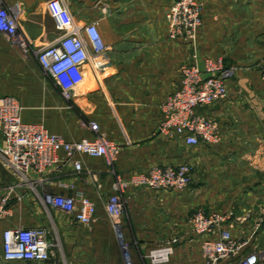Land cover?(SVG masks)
<instances>
[{"label": "crops", "instance_id": "obj_1", "mask_svg": "<svg viewBox=\"0 0 264 264\" xmlns=\"http://www.w3.org/2000/svg\"><path fill=\"white\" fill-rule=\"evenodd\" d=\"M173 1L61 0L76 26L95 23L105 45L98 66L83 65L84 79L71 102L42 75L31 53L24 54L0 32V95L19 101L24 122L68 141L91 137L89 123L94 122L118 146L113 173L104 157L79 154L80 170L70 164L43 174L41 192L84 194L98 206L116 176L125 183L126 213L119 231L105 211L87 228L50 206L71 264H154L146 253L173 238L169 261L158 264H204L200 237L188 220L200 206L229 214L225 227L232 237L248 239V249L260 255L257 264H264V80L257 69L264 58V0H195L203 6L202 27L192 43L168 35L165 12ZM47 2L0 0V7H16L18 30L34 48L62 35ZM194 56L200 67L209 56H222L234 67L226 98L198 110L215 124L219 140L213 145L190 146L157 132L161 103ZM182 163L192 167L186 188L157 192L135 182L153 166ZM14 184L12 174L0 167V197L11 196V214L0 223V256L4 229L48 226L50 218L32 191L12 190Z\"/></svg>", "mask_w": 264, "mask_h": 264}, {"label": "built area", "instance_id": "obj_2", "mask_svg": "<svg viewBox=\"0 0 264 264\" xmlns=\"http://www.w3.org/2000/svg\"><path fill=\"white\" fill-rule=\"evenodd\" d=\"M48 10L56 28L62 32L52 43L41 48L32 47L18 30L16 7H0V32L24 54H32L41 71L51 78L64 100L71 102L75 91L84 79L82 67L92 61L100 63L97 56L105 49L101 34L95 23L82 27L70 19L61 0H48ZM168 35L192 43L202 25V10L195 0H174L165 12ZM85 34L86 39L83 38ZM91 48V51H90ZM259 72L264 80V58ZM177 87L161 103L162 119L157 132L177 137L190 146L204 143L213 145L219 140L214 122L198 110L223 101L227 96V80L234 74V67L227 66L222 56L205 57L202 67L194 56L179 71ZM22 106L13 96L0 95V167L15 178L14 188L32 191L40 203L55 206L71 214L82 225L88 226L96 220L97 204L84 194L75 196L59 193H43L39 185L45 182L43 174L48 168L60 169L73 165L78 171L82 165L77 155L104 157L113 173L118 146L102 133L98 125L89 123L91 137L68 141L62 136L48 132L42 125L26 123L21 119ZM62 153L63 155H60ZM35 174V175H33ZM138 185L152 191H172L186 188L191 182V165H160L151 167L135 179ZM125 183L116 176L112 191L108 195L105 210L113 220L117 231L121 228L122 194ZM263 215H264V209ZM11 214L9 192L0 197V223ZM229 214L197 211L190 217L193 232L200 237V248L205 264H257L260 255L254 251L245 253L248 239L232 237L225 227ZM177 238L151 249L147 258L152 263L169 261ZM55 227L19 225L2 232L1 259L5 262L50 261L59 250Z\"/></svg>", "mask_w": 264, "mask_h": 264}, {"label": "rangeland", "instance_id": "obj_3", "mask_svg": "<svg viewBox=\"0 0 264 264\" xmlns=\"http://www.w3.org/2000/svg\"><path fill=\"white\" fill-rule=\"evenodd\" d=\"M201 6V10L203 12V6ZM202 27V25H201ZM201 29V28H199ZM198 33V32H197ZM257 69L259 71V65H257ZM260 73V72H259ZM42 75L45 77V78H48V76H46L43 72H42ZM261 77V76H260ZM190 165V164H189ZM191 175H192V167H191ZM190 184V183H189ZM41 186L42 185H39V190L41 189ZM48 193V192H47ZM111 193V192H110ZM108 193L107 195H105V197H103V205H97V214L100 212V211H105V203H106V200H107V197L108 195L110 194ZM40 210L42 211L43 208H45L43 206V208L41 206H39ZM46 212L47 214H49V219H47V224L48 226L52 225L55 227V230H56V236L58 238V248L59 250L57 251L56 255L48 262H45V263H36V262H30V263H24V262H13V263H5L1 260V256H0V264H71V253L68 252L66 249H67V241H65L63 238V235L61 234V231L59 230L58 226L56 225V222H55V219L53 218V216H51V209H50V206H46ZM203 211L204 213H209L210 211L207 212V209L203 206H200V207H196L194 208L189 214H188V220L190 219V217L193 215V213L197 212V211ZM214 211V210H213ZM107 213V212H106ZM125 213H126V208H125V200L124 198H122V215H121V221L123 222L124 221V216H125ZM107 218L109 220V223H111V226L113 227V220L111 219V217L107 214ZM93 223L86 226L87 228H92L93 227ZM241 240V239H240ZM80 242H83V241H80ZM128 246L131 247V243L130 242H127ZM1 247V245H0ZM154 249V248H152ZM253 250H250L248 249V247L245 248V253H249V252H252ZM149 252V251H148ZM147 252V253H148ZM254 252H258V251H254ZM147 253H146V257H147ZM143 254V252H142ZM148 261H150V259L146 258ZM204 259V258H203ZM154 264H158V263H154ZM204 264H205V261H204Z\"/></svg>", "mask_w": 264, "mask_h": 264}, {"label": "trees", "instance_id": "obj_4", "mask_svg": "<svg viewBox=\"0 0 264 264\" xmlns=\"http://www.w3.org/2000/svg\"><path fill=\"white\" fill-rule=\"evenodd\" d=\"M26 263H29V262H26Z\"/></svg>", "mask_w": 264, "mask_h": 264}]
</instances>
